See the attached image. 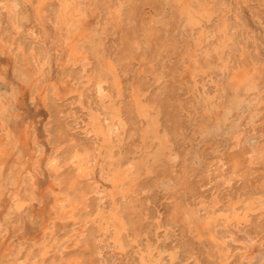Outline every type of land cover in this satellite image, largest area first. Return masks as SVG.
<instances>
[{
	"label": "bare ground",
	"instance_id": "obj_1",
	"mask_svg": "<svg viewBox=\"0 0 264 264\" xmlns=\"http://www.w3.org/2000/svg\"><path fill=\"white\" fill-rule=\"evenodd\" d=\"M263 24L264 0H0V52L48 111L23 159L0 88V264H105L110 245L125 264H264ZM192 129L233 150L190 157Z\"/></svg>",
	"mask_w": 264,
	"mask_h": 264
},
{
	"label": "rangeland",
	"instance_id": "obj_2",
	"mask_svg": "<svg viewBox=\"0 0 264 264\" xmlns=\"http://www.w3.org/2000/svg\"><path fill=\"white\" fill-rule=\"evenodd\" d=\"M260 8H262V6H260ZM140 15V14H139ZM254 29H256L259 32V37L262 40V42L260 43V49L261 52L264 53V24L263 26L259 29L257 28V26H253ZM109 43L112 42H116L118 43L119 41V35L116 34H112L110 33L109 35ZM178 56L177 54L173 55V59L171 60V64L174 63L175 61H177ZM53 73L54 75L56 74V69L55 66L53 67ZM14 86V90L13 93H11V86ZM0 88H1V92L4 93V95H6V93H10V97L9 102L12 106L13 109H16L17 111L20 112L21 117L19 120L20 122V126L22 128H26V130L29 133V137H30V142L26 145V150H24L23 152V159H27L28 156L33 153L35 151L34 149V138H36L37 140L41 141L44 144L46 143V131H45V121L48 115V111L46 109V107L38 102L33 104L26 92V88H24L20 81L15 77L14 75V68H13V60L10 54L8 53H1L0 52ZM181 91V90H179ZM182 93V91H181ZM186 97V94L183 93L182 94V98ZM179 100H183V99H179ZM183 120H185L184 115L182 114ZM260 127L257 128V131H255L256 133H254V135H252L251 137V141L252 140H262V136H261V132L259 131ZM253 133V132H251ZM184 135V134H183ZM182 135V136H183ZM195 135V129H192L188 132L185 133L184 138L181 139L182 141H184V145H185V149L189 150L190 148H192L191 154L189 155L190 157H194V149L196 147H201L202 150H206V156L207 157H211L212 155L215 154V150L214 148L216 146H220L219 149L221 152L223 153H229L231 150H233V147L230 146V142L227 138V135H222L219 136V143L217 145V143H214L213 147H209V144L212 141L211 138L214 137H210L208 138V142L204 143L200 141V138H195V140L193 142L190 141V138H193ZM180 140V141H181ZM200 142L199 145H197ZM125 148L127 149V147H130V144L132 143L129 140H126L125 142ZM195 144V145H193ZM181 154H185L183 149H180ZM196 165L199 164V160L198 159H194ZM13 163L15 164L14 167H12ZM23 165V161L21 163V160H18V157L16 154H13L10 157L9 162L7 163L6 167H5V175L7 176L8 173L10 171H13L14 174H16L21 166ZM158 168H162V167H158ZM46 174H44V176L42 175V179L45 180ZM41 179V180H42ZM42 180V181H43ZM160 189L156 188V190L154 191L155 193H160L159 192ZM9 203V193L6 192V189L2 191L1 197H0V215L3 216L6 211H7V205ZM46 203V202H45ZM42 204L40 205L39 203H35L34 208L38 209V210H42L44 213L46 211L49 210V206L46 204ZM42 207V208H41ZM45 208V209H44ZM38 226L37 225H33L30 221L26 222V226L24 228V230H22V234L24 232H26L27 235H35L38 234L39 231H37ZM10 240L6 239L1 245H0V256H3L7 253V251H9V243ZM260 246H258V244L256 245V253L255 255H257V250L259 249ZM104 259H105V264H125L126 260L124 259V257L121 255L120 249L118 248H113L112 245H110V247H104ZM180 258L177 260L176 264H180ZM203 264H207L205 261H201ZM253 264H259V258L256 257L254 259V263Z\"/></svg>",
	"mask_w": 264,
	"mask_h": 264
}]
</instances>
